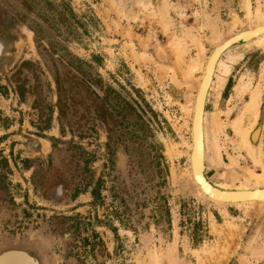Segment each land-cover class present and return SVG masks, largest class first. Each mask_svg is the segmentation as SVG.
<instances>
[{"label": "rangeland", "instance_id": "obj_1", "mask_svg": "<svg viewBox=\"0 0 264 264\" xmlns=\"http://www.w3.org/2000/svg\"><path fill=\"white\" fill-rule=\"evenodd\" d=\"M247 1L264 10V0H0L9 45L0 64V254L26 250L40 264H264L263 204L221 205L188 191L183 105L204 68L192 88L184 71L201 50L207 60L216 41L253 26ZM256 39L219 56L206 99L207 177L230 189L257 185L250 174L264 166ZM257 90L255 118L246 108Z\"/></svg>", "mask_w": 264, "mask_h": 264}, {"label": "bare ground", "instance_id": "obj_2", "mask_svg": "<svg viewBox=\"0 0 264 264\" xmlns=\"http://www.w3.org/2000/svg\"><path fill=\"white\" fill-rule=\"evenodd\" d=\"M246 7H247V10H248V15L249 16H253V14L255 12L252 11V9H251L252 7H251L249 1H247ZM255 14H256V19L258 21L256 20V22L254 24H252L253 26L250 27V29L248 28V29L239 30L238 32H235L233 35H230V36L226 37V39L223 40V41L221 39L217 38L220 41L219 40L216 41L217 45H215V47L213 48L212 52L209 54V57L207 56L208 57L207 60H205V57H204V50H201L199 59H197V61L194 64H191L184 71L185 72V74H184L185 75V79L187 80V83L192 88V87L195 86L192 83L193 81L191 80L193 78V74L195 73V71H197V70H199L201 68H204V73H203V76H202L201 80L197 79V83L196 84H198V82L200 80L199 89L197 91V94L195 96H194V94L189 95L187 104L183 105V109H184L183 111H185V113L188 115L187 118H189V121L192 124V126H191V131H192V145H191L192 152H193V148H194V143H195L197 152L202 150V156H201V152H199L197 157L195 158L196 160L194 159L195 160L194 166L196 165V167H195L196 178L194 177V172H193V165H192V158H191L192 152L190 153L191 156H190L189 159L191 160L190 161L191 162V176H192L193 182L195 183L194 185L193 184L192 185L195 187V189L197 191L196 196L199 195V196H201L204 199H206V198L203 196L201 190L199 188H196V186H197V171L200 170V167H199L200 166V162L201 161L203 162V167L206 166L207 146H206V143H205V140H206V135H205V130H206L205 129V120H206V116H205V114H206V108H207V103H208V101L206 100L207 99L208 90H209L210 85H212L211 83H212V80H213V75L215 74V69L219 65V61L218 60H219V56L222 53H223L222 54V56H223L227 51L235 48L236 45H238V44H240L242 42L243 43H250V42H252L253 39H255L256 36H259V39H256V42L257 41L258 42L264 41V10L261 7H258L256 9V13ZM214 41H215V39H214ZM204 60L206 61V63H205V66L203 67L202 64H203ZM179 61H181L180 57H179ZM261 94L262 93H260V90H257L255 92H253V94L251 95L250 100L248 101V104H247L246 111L248 113H250V114L253 113L255 118L258 117V107H259V103H260V99H261ZM204 95H205V108H204L205 110H204L203 116H202V121H203L202 138L199 141L198 138H197L199 136V134L197 136V129H196L195 124H196V117H197L198 107H199V104L201 102V98ZM239 134H240L239 137L241 136L244 145L250 150V145H249V140H248L249 129H247L246 127H245V129L241 128L239 130ZM191 147H189V148L191 149ZM249 153H250V155H252V157L254 156V154L251 151H249ZM200 156H201V159H200ZM197 162H199V163L197 164ZM250 176H251V178L256 180L257 185L251 186L249 183H245L242 188H238V189H230L228 187V185H216V184H213L208 178L207 179L215 187H217V188H219L221 190H226V191H234V190H236V191H246V190H255V189L261 190V189L264 188V186L262 187V185H264V166L262 167L261 172L257 173L255 171H253V172H251ZM190 177H189V179H190ZM214 203H216V202H214ZM255 203H258V202H245V203L233 204V205H240V206L243 205L244 207H251V206L256 205ZM259 203L264 205V201H260ZM217 204H221V203H217ZM221 205H226V204H221ZM233 233L234 232L231 231L230 235H233ZM160 258L161 257L156 256L154 258V264H159L161 262ZM28 260H29L28 258L27 259L25 258V259H22V261L19 260L18 262H19V264H32L30 262V260L29 261ZM0 264H5V263L1 262Z\"/></svg>", "mask_w": 264, "mask_h": 264}, {"label": "water", "instance_id": "obj_3", "mask_svg": "<svg viewBox=\"0 0 264 264\" xmlns=\"http://www.w3.org/2000/svg\"><path fill=\"white\" fill-rule=\"evenodd\" d=\"M237 44V43H236ZM241 44H247V43H240L236 46H239ZM235 46V47H236ZM9 56V45L7 41L0 36V64H2ZM205 108V95L201 98V102L198 107L197 117H196V129H197V137L198 140L202 138V128H203V121L202 116ZM199 130V131H198ZM201 156H202V150H200ZM196 151V146L194 143V148L192 152V165H193V172L194 177L196 178V171L194 163L195 158L197 157L198 153ZM200 156V159H201ZM195 159V160H194ZM199 162H197L198 164ZM208 159H207V152H206V166L203 167V162H200V170L197 171V186L196 188H199L203 194V196L211 202L226 204V205H233V204H241L245 202H260L264 201V188L261 190L255 189V190H246V191H226L221 190L217 187H215L209 180L207 179V169H208ZM263 187V186H262ZM196 189L193 185H191L188 188L189 192H194ZM29 259L32 264H38L37 261L27 252L24 250H8L6 252H3L0 255V263L4 262L5 264H19V260L22 261V259L25 258ZM28 260V261H29Z\"/></svg>", "mask_w": 264, "mask_h": 264}, {"label": "flooded vegetation", "instance_id": "obj_4", "mask_svg": "<svg viewBox=\"0 0 264 264\" xmlns=\"http://www.w3.org/2000/svg\"><path fill=\"white\" fill-rule=\"evenodd\" d=\"M58 78V77H57ZM58 81V80H57ZM58 84H59V82H58ZM58 190H59V192H61V187L59 186V188H58ZM11 250H20V249H11ZM8 251V250H7ZM24 251H26V250H24ZM6 252V251H5ZM28 252V251H27ZM3 253V252H2ZM1 253V254H2ZM36 261H37V263L38 264H40V262H39V260L33 255V254H31L30 252H28ZM0 254V255H1Z\"/></svg>", "mask_w": 264, "mask_h": 264}, {"label": "trees", "instance_id": "obj_5", "mask_svg": "<svg viewBox=\"0 0 264 264\" xmlns=\"http://www.w3.org/2000/svg\"><path fill=\"white\" fill-rule=\"evenodd\" d=\"M57 80H58V82H59V86H60V80H59V78H57Z\"/></svg>", "mask_w": 264, "mask_h": 264}]
</instances>
